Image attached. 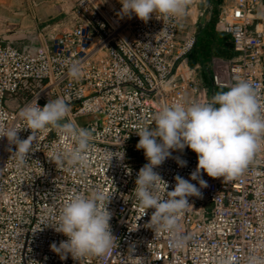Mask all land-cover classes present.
Returning a JSON list of instances; mask_svg holds the SVG:
<instances>
[{"label": "built area", "instance_id": "2783aa9c", "mask_svg": "<svg viewBox=\"0 0 264 264\" xmlns=\"http://www.w3.org/2000/svg\"><path fill=\"white\" fill-rule=\"evenodd\" d=\"M218 27L231 37L238 55L214 58L208 87L200 65L181 72L197 37L188 35L179 18L147 22L123 16L120 0H77L67 13L69 28L52 45L22 47L0 39V125L15 127L21 140L31 135L19 118L20 109L37 96L40 107L63 98L68 119L94 132L88 168L77 170L52 160L56 150L68 151L74 141L56 130L37 133L28 166L16 167L6 137H0V264H248L250 256L264 261V150L236 179L210 178L200 197H189L177 236L189 237L182 248L174 237L150 225L153 210L139 208L134 189L147 160L137 150V125L155 127L154 114L174 103H206L218 89L228 90L244 79L261 86L264 102V0H222ZM262 14V17L259 15ZM259 17V18H258ZM72 61L82 74L69 75ZM124 151L123 159L121 156ZM187 161L179 167L174 157ZM155 169L175 187L177 175L190 180L197 155L173 151ZM131 169V173L127 171ZM199 187L196 181H190ZM73 192L103 194L112 214L116 238L103 256L61 260L50 246L67 237L51 224ZM163 195V193H162Z\"/></svg>", "mask_w": 264, "mask_h": 264}, {"label": "clouds", "instance_id": "9594fccd", "mask_svg": "<svg viewBox=\"0 0 264 264\" xmlns=\"http://www.w3.org/2000/svg\"><path fill=\"white\" fill-rule=\"evenodd\" d=\"M122 11L131 18L133 15L147 23L153 15L156 19H172L187 14L191 0H120ZM82 74L79 61H72L69 75L79 79ZM261 86L250 81L237 80L227 91H219L209 102L174 103L164 106L154 114L155 127L137 125L139 136L137 150H143L147 163L141 167L135 181L134 193L139 208L144 215L153 210L150 225L155 231L167 232L174 237L172 246L182 248L189 237L177 236L179 221L188 209H192L189 197H200V189L207 187L201 174L208 177L236 179L243 175L254 162L256 155L264 150V102ZM38 96L24 105L18 116L26 122L24 129L31 135L21 140V130L0 125V137L9 142L8 151L15 145L12 157L17 168L28 166L29 154L34 153L33 142L37 133L56 130L65 139L74 141L75 146L68 151L56 150L52 160L57 166L65 163L76 166L77 170L88 168V154L94 147V132L68 119L71 107L63 98L49 99L40 107ZM4 114L0 112V120ZM190 149L197 155L198 164L190 175V180L177 175L175 187L167 191L169 185L155 171L172 152ZM125 156L122 151L121 156ZM179 167L187 166V161L174 157ZM129 174L131 169H127ZM196 181L199 184L191 183ZM163 193V195H162ZM103 194L86 195L73 192L59 212L58 222L49 225L57 233L67 237L59 246L54 242L50 248L61 260L71 256L79 261L86 256H103L111 251L116 238L113 236L110 220L112 214L104 204ZM31 264H37L31 261ZM248 264H264L256 256H250Z\"/></svg>", "mask_w": 264, "mask_h": 264}, {"label": "crops", "instance_id": "0c3cea01", "mask_svg": "<svg viewBox=\"0 0 264 264\" xmlns=\"http://www.w3.org/2000/svg\"><path fill=\"white\" fill-rule=\"evenodd\" d=\"M69 1L75 3L77 0H0V39L14 42L20 47L28 43L37 47H50L53 38L71 26L66 6ZM220 4L221 0H209L208 8L211 12L205 16V21L192 28L191 32H185L197 37L201 27L214 16L219 18ZM216 28L221 31L218 22ZM212 60L208 63L209 69ZM190 67L189 60H186L181 66V72ZM262 71L264 74V67ZM207 85L212 88L211 80Z\"/></svg>", "mask_w": 264, "mask_h": 264}, {"label": "trees", "instance_id": "16d2710c", "mask_svg": "<svg viewBox=\"0 0 264 264\" xmlns=\"http://www.w3.org/2000/svg\"><path fill=\"white\" fill-rule=\"evenodd\" d=\"M217 22L218 17L216 15L210 20V22L200 28L196 46L188 57L191 67L197 65L202 66L203 75L207 83L210 80L211 73L208 63L213 58L230 60L238 55V52L232 44L231 37L226 33L217 30ZM221 90L227 91L225 89H220V91Z\"/></svg>", "mask_w": 264, "mask_h": 264}, {"label": "rangeland", "instance_id": "374dc122", "mask_svg": "<svg viewBox=\"0 0 264 264\" xmlns=\"http://www.w3.org/2000/svg\"><path fill=\"white\" fill-rule=\"evenodd\" d=\"M208 7L209 0H191V4L187 9V14L184 17H179V20L181 21L186 32H191L192 28L198 24H202L205 21V16L209 15L211 12L210 8ZM219 91L220 89H218L217 92Z\"/></svg>", "mask_w": 264, "mask_h": 264}, {"label": "water", "instance_id": "95a60500", "mask_svg": "<svg viewBox=\"0 0 264 264\" xmlns=\"http://www.w3.org/2000/svg\"><path fill=\"white\" fill-rule=\"evenodd\" d=\"M73 5H74V2L69 1V2L67 3L66 6H67L68 11H71Z\"/></svg>", "mask_w": 264, "mask_h": 264}]
</instances>
